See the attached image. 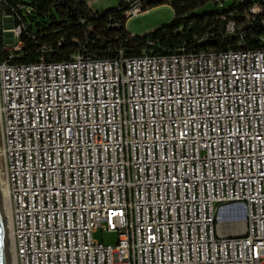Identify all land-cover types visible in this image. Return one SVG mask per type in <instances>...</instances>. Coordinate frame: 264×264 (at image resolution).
<instances>
[{"label":"built area","instance_id":"built-area-1","mask_svg":"<svg viewBox=\"0 0 264 264\" xmlns=\"http://www.w3.org/2000/svg\"><path fill=\"white\" fill-rule=\"evenodd\" d=\"M262 1L251 0L249 20ZM125 2L126 19L144 11L142 0ZM5 17L18 41L21 17ZM236 28L230 19L227 31ZM261 40L1 60L0 179L16 263L264 264ZM230 210L242 212L238 230L224 227ZM99 229L118 231V243L95 239Z\"/></svg>","mask_w":264,"mask_h":264},{"label":"trees","instance_id":"trees-1","mask_svg":"<svg viewBox=\"0 0 264 264\" xmlns=\"http://www.w3.org/2000/svg\"><path fill=\"white\" fill-rule=\"evenodd\" d=\"M119 1L112 10L96 11L86 0H8L0 12V61L10 53L2 37L4 12L21 17L16 24L22 23L23 31L18 38L20 47L14 52V61L22 63L36 62L42 57L51 61L68 60L79 51L91 57L113 59L121 52L134 57L151 51L169 52L181 46L190 51L216 52L263 46L264 12L249 20L246 14L251 0H234V6L229 10L186 18L182 15L205 6L210 0H162L159 4H172L174 20L134 37L126 28L127 3ZM213 1L223 3L226 0ZM19 3L29 5L31 12L19 9ZM156 4L142 0L143 10ZM230 19L237 24L235 34L227 31ZM245 25L250 26L241 42L240 29Z\"/></svg>","mask_w":264,"mask_h":264},{"label":"rangeland","instance_id":"rangeland-1","mask_svg":"<svg viewBox=\"0 0 264 264\" xmlns=\"http://www.w3.org/2000/svg\"><path fill=\"white\" fill-rule=\"evenodd\" d=\"M162 0H146L148 4L158 3L143 12L133 15L127 19V30L135 35H143L148 32L154 31L157 28L170 24L175 18V11L170 3H160ZM119 0H86L89 7L96 11H108L116 8L119 5ZM222 4V5H221ZM234 6V0H226L223 3L210 0L205 6L196 9L192 12L182 15V18L190 17L193 15H203L210 12H222L231 9ZM3 27V40L9 52H15L20 47L17 38L14 40L13 33L9 32L14 27V21L10 17L2 19ZM15 41V42H14ZM3 182L0 179V208L4 225V251L6 264H11V245L9 239V230L6 224V216L4 209V195ZM228 225V224H226ZM224 227L227 229V226ZM242 227V221H238L229 229L238 230ZM7 229V230H6ZM94 238L104 242L108 245H115L118 243V231H103L101 229L94 232ZM14 253V252H13ZM13 258V257H12Z\"/></svg>","mask_w":264,"mask_h":264},{"label":"bare ground","instance_id":"bare-ground-1","mask_svg":"<svg viewBox=\"0 0 264 264\" xmlns=\"http://www.w3.org/2000/svg\"><path fill=\"white\" fill-rule=\"evenodd\" d=\"M4 192V209H5V216H6V224L9 230V235H10V225H11V220H10V206H9V200H8V192H7V186L3 183V189ZM243 215L241 211L237 210H230L227 213L223 215V223L227 226V229H229L231 226H234V224L238 221H242ZM7 230V229H6ZM10 239V245H11V264H17L16 263V258L14 252V247H13V242L12 238L9 236ZM13 257V258H12Z\"/></svg>","mask_w":264,"mask_h":264},{"label":"water","instance_id":"water-1","mask_svg":"<svg viewBox=\"0 0 264 264\" xmlns=\"http://www.w3.org/2000/svg\"><path fill=\"white\" fill-rule=\"evenodd\" d=\"M250 25H245L240 29L241 32L248 30ZM4 225L0 208V264H6L5 251H4Z\"/></svg>","mask_w":264,"mask_h":264}]
</instances>
